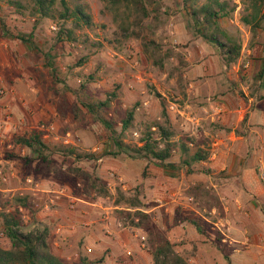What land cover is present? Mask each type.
I'll return each mask as SVG.
<instances>
[{
	"label": "rangeland",
	"instance_id": "1",
	"mask_svg": "<svg viewBox=\"0 0 264 264\" xmlns=\"http://www.w3.org/2000/svg\"><path fill=\"white\" fill-rule=\"evenodd\" d=\"M74 1L84 5L90 25L73 29L75 40L67 42L55 31L61 23L72 28L71 21L38 18L32 0H0V22L32 41L5 36L0 25V212L16 210L24 232L45 229L48 249L67 263L103 257L104 264H147L142 255L132 262L134 252L117 242L140 245L145 238L140 228L121 223L124 214L116 209H131L114 205L119 188L137 193L142 209L167 227L166 236L175 231L168 239L190 264H264V10L252 29L249 1L223 0L229 12L217 23L240 46L236 60L226 63L198 35L180 0L127 7ZM59 10L55 0V15ZM79 83H85L83 99L106 103L99 114L78 102L73 91ZM128 110L130 124L121 129L119 117ZM101 119L113 121V135ZM152 121L170 129V141L206 149L208 160L186 172L175 147L164 165L109 154L116 150L112 136L131 146ZM48 123L54 128L43 138L38 126ZM34 133L47 146V163L17 142ZM57 147L84 156L64 155ZM36 163L40 171L34 173ZM46 187L62 190L57 206ZM16 197H25L26 206ZM194 219L199 231L188 223ZM0 245L8 246L1 232Z\"/></svg>",
	"mask_w": 264,
	"mask_h": 264
},
{
	"label": "trees",
	"instance_id": "2",
	"mask_svg": "<svg viewBox=\"0 0 264 264\" xmlns=\"http://www.w3.org/2000/svg\"><path fill=\"white\" fill-rule=\"evenodd\" d=\"M34 4V11L38 18H58V20L72 22V28H66L61 23L57 26L55 31L56 39L59 41H73L74 33L73 29L79 26H89L90 18L84 10V5L71 0L72 5L68 4V0H57V4L60 10L55 15V0H32ZM252 13L250 15L253 21L256 23L252 29L259 24L258 13L262 12L264 7V0H248ZM12 4H16L19 7L17 1H9ZM141 0H112V4L123 3L127 7L128 3L138 4ZM182 9L186 14L192 18L193 27L205 41L217 48L223 55L226 63L236 60L239 55V44L232 40V38L223 31L218 23V16H225L228 14L226 2L223 0H204L202 3L197 4V0H180ZM245 23H250L247 18L242 19ZM5 36L13 37L21 42L32 44L30 35H24L22 33H11L8 31L3 22H0ZM46 64L51 68V73L54 79H59V75L54 71L53 63L49 56H45ZM82 63V59H78V64ZM264 73V63L261 66L259 74ZM92 79L91 76L83 79V82H89ZM84 83V84H85ZM83 83L78 84V88L75 90V96L78 98V102L85 107L89 113L99 114L100 107H105L104 101H90L83 99L80 90L84 88ZM108 95L115 97L114 92H109ZM132 111H126L123 117H119V123L121 129H126L131 121ZM104 121L105 126L110 130L111 134L115 133L112 127L113 121L107 119H101ZM154 127L153 130L150 128ZM172 132L168 127H165L158 121H152L151 125L141 133L137 143L128 145L121 139L112 136V144L116 147L115 151L109 152L111 155H116L119 152H123L129 157H139L148 160H155L159 164L164 165L165 160L171 155L170 149L176 148L178 153L179 166L183 167L186 172L190 171L191 165L195 163H202L208 160V151L202 147L194 145V142L189 139V144L193 147H189L185 142H178L177 144L170 141L169 137ZM17 142L21 145L31 148L37 151L40 161L47 163L46 155L43 151L47 149V146L41 141L37 133L29 135L27 137H18ZM161 145V146H160ZM54 151L64 155H71L76 158H81L84 155H80L74 148L57 147ZM37 164V165H36ZM33 167V172H39L40 167L36 163ZM47 171H43L46 174ZM80 174H84L80 171ZM65 177L63 174H61ZM97 192L106 194V190L99 188ZM16 201L21 206H26L25 197H16ZM114 205L119 203L126 204V208H130L129 211H122L116 209L119 213H123L124 217L121 219L123 225L140 228L145 233L144 247L150 254L151 264H190L185 255L181 251H177L174 248V243L169 241L160 229L155 221L151 219V215L142 209V203L140 202L137 193H129L119 188L115 189V197L113 200ZM120 218V217H119ZM192 226L198 230V222L196 219L188 221ZM0 232L7 239L8 246L3 247L0 245V264H104L103 257L89 259L87 257H80L76 262L67 263L60 259L56 254L52 253L47 246L46 230L41 231L32 230L24 232L20 229V218L17 215L16 210H7L0 212Z\"/></svg>",
	"mask_w": 264,
	"mask_h": 264
},
{
	"label": "crops",
	"instance_id": "3",
	"mask_svg": "<svg viewBox=\"0 0 264 264\" xmlns=\"http://www.w3.org/2000/svg\"><path fill=\"white\" fill-rule=\"evenodd\" d=\"M39 187L40 186V182H34V188L36 189V187ZM40 188V187H39ZM62 190L61 189H59V187H56V188H50V187H46V190H45V192L46 193H48V197H47V199L49 200V202H50V204H53V203H55V205L57 206L58 205V203L59 202H57L58 200L59 201H61V198H59V193L61 192ZM162 204L160 203V204H158L157 206H161ZM154 208L156 209V208H159V207H153V210H154ZM44 209L45 210H49V207L47 206V205H45L44 206ZM151 210V209H150ZM149 210V211H150ZM50 211V210H49ZM146 212V211H145ZM50 214V213H49ZM153 219V218H152ZM154 221V220H153ZM71 226V225H70ZM72 227V226H71ZM59 228H60V226H59ZM174 228V227H173ZM176 228V227H175ZM174 228V229H175ZM160 229L161 230H165V229H167V227L165 226V225H163V224H161L160 225ZM57 230H58V228H57ZM172 230V229H171ZM178 230V229H177ZM171 232H175V231H167V234H168V236H166L167 237V239L168 238H170V235H171ZM135 233H133L132 232V234H130V236L129 237H131V238H134L133 237V235H134ZM104 237H106V238H109V242L111 241V242H113V238H111V236L110 235H104ZM47 237H46V241H47ZM118 241V243L120 242V244L123 246V248H125V250H126V252H130V250H132V252H134V255H133V257L134 258H132V262L133 261H137V258L140 256V255H142V256H145V258H146V260H147V264H150V262H151V257H150V254H149V252L147 251V249L146 248H143L142 246H143V244L142 243H140V245H137V244H134L133 242H131L130 240H128L127 242H124V241H121V240H119V239H117ZM169 240V239H168ZM128 248H131L130 250L128 249ZM90 250V249H89ZM179 251V250H178Z\"/></svg>",
	"mask_w": 264,
	"mask_h": 264
},
{
	"label": "built area",
	"instance_id": "4",
	"mask_svg": "<svg viewBox=\"0 0 264 264\" xmlns=\"http://www.w3.org/2000/svg\"><path fill=\"white\" fill-rule=\"evenodd\" d=\"M1 92H3V90L0 88V93ZM53 124L52 123H48V124H40L39 126H38V130L41 132V135H42V137L43 138H45L46 136H47V133L48 132H50V131H52L53 130ZM0 142H1V140H0ZM64 143H66L67 141H63ZM263 174L261 175V178H263ZM26 182H31L32 181V179H31V177H26ZM73 206V201H70L69 202V207H72ZM141 239H143V237L141 236L140 237Z\"/></svg>",
	"mask_w": 264,
	"mask_h": 264
}]
</instances>
